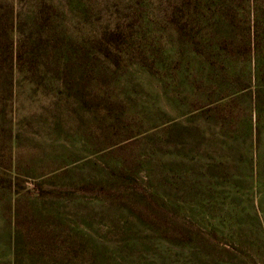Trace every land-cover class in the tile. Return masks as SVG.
<instances>
[{"label": "rangeland", "instance_id": "1", "mask_svg": "<svg viewBox=\"0 0 264 264\" xmlns=\"http://www.w3.org/2000/svg\"><path fill=\"white\" fill-rule=\"evenodd\" d=\"M264 264V0H0V264Z\"/></svg>", "mask_w": 264, "mask_h": 264}, {"label": "trees", "instance_id": "2", "mask_svg": "<svg viewBox=\"0 0 264 264\" xmlns=\"http://www.w3.org/2000/svg\"><path fill=\"white\" fill-rule=\"evenodd\" d=\"M66 250L67 251L65 252L64 258L61 261V263L62 264H72V258H71L72 249L68 247V249Z\"/></svg>", "mask_w": 264, "mask_h": 264}]
</instances>
